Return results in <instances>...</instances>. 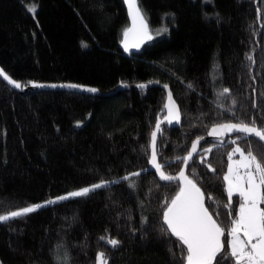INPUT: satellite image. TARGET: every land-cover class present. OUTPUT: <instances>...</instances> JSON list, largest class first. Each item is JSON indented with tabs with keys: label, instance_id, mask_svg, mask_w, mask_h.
I'll return each instance as SVG.
<instances>
[{
	"label": "trees",
	"instance_id": "1",
	"mask_svg": "<svg viewBox=\"0 0 264 264\" xmlns=\"http://www.w3.org/2000/svg\"><path fill=\"white\" fill-rule=\"evenodd\" d=\"M139 6L152 39L127 57L122 0H0V68L22 92L33 83L98 92L23 94L0 80V214L115 181L0 222V264H56L65 253L69 264H95L98 252L108 264H182L186 249L162 230V205L175 197L178 183L161 184L148 169L165 93L119 86H169L181 125L163 128L157 141L167 175L179 173L178 157L214 125L264 126V0H139ZM234 144L258 157L264 152L242 135L203 141L186 171L225 228L221 264H229L221 257L230 254L229 214L240 202L233 196L229 206L223 180ZM134 172L140 175L123 179ZM101 237L120 243L112 247Z\"/></svg>",
	"mask_w": 264,
	"mask_h": 264
},
{
	"label": "snow or ice",
	"instance_id": "2",
	"mask_svg": "<svg viewBox=\"0 0 264 264\" xmlns=\"http://www.w3.org/2000/svg\"><path fill=\"white\" fill-rule=\"evenodd\" d=\"M124 3L128 8V15L132 21V28L126 29L123 33L124 40L122 43L125 51H127L130 35L133 37L131 46L137 48L145 39L151 40L152 35L149 32L145 13L139 6V0H124ZM28 10L35 13L36 8L32 6ZM166 30V28L157 29V32ZM248 58L252 59V57ZM0 77L15 88L19 89L22 87L19 82L11 79L2 69H0ZM32 86L40 87L41 85L33 83ZM52 87H55V85H52ZM65 87L79 88L82 86L71 84L65 85ZM137 87L143 89L146 85L137 84ZM188 87L191 88V85H188ZM164 88L167 89L168 85H164ZM83 90L92 93L97 91L95 88H84ZM228 92L229 89L227 88L223 90L224 94ZM255 106V103H253V107ZM165 108L168 109V117L166 118L168 123L171 124L173 120L179 123L180 113L170 91L168 92ZM160 131L161 127L158 120L155 130L151 133L152 153L149 163L159 174L160 180L179 181V190L176 192L175 197L171 198L170 202L162 205L163 224L167 226L166 229L162 230L170 231L181 242L183 249H186L182 256V264L184 262L186 264H213L214 260L217 264H221V260H217V256L225 249V243L221 239L225 235V228L210 214L204 203V194L196 183L185 175L183 168L180 169L177 176L167 175L162 170V165L157 162L156 145L157 133ZM232 132L242 133L245 138L254 136L260 142H264V126L258 127L254 120L249 123L241 120L237 123L214 125L208 135L219 138ZM199 139H203V137ZM199 139L192 143L191 151L186 156L178 157L184 165H187L193 154L196 153ZM231 142L236 143L235 140ZM206 151H211V149ZM235 153H239L240 159L233 161L232 156ZM228 160V169L223 176V180L226 185L225 191L228 196L229 206L231 207L233 203L234 194H238L240 202L238 209L229 214L232 217L230 228L227 231L230 239L226 243L227 248L230 249V254L226 253L221 259L228 261L229 264L233 260L234 264H264V207H261V205H264V152L258 157L253 153L251 147L247 149L246 153L240 147H236L228 154ZM241 169H243V172ZM139 175V172H134L123 179L129 180L130 176ZM107 183L109 182L101 181L90 188L85 187L81 190L67 193L46 203H55L69 197L86 196L90 191L103 187ZM112 183H115V181ZM129 186L132 187L133 185L130 184ZM42 206L39 204L29 205L15 211H9L7 214H0V222L30 214ZM100 239L106 241L112 247H116L120 243L117 239L105 237ZM56 264H69L67 253L60 257ZM95 264H108V259L104 252L97 253Z\"/></svg>",
	"mask_w": 264,
	"mask_h": 264
},
{
	"label": "water",
	"instance_id": "3",
	"mask_svg": "<svg viewBox=\"0 0 264 264\" xmlns=\"http://www.w3.org/2000/svg\"><path fill=\"white\" fill-rule=\"evenodd\" d=\"M122 2H123V5L125 7L126 14H127V17H128V29H131L132 28V21H131L129 15H128V8H127L126 4L124 3V0H122ZM123 40H124V36L122 38V41ZM132 40H133V37L130 35V37H129V48H128L127 51H125L124 46H123V43L121 41V50L123 51L124 56H127L128 57L130 55H133L134 53L138 52L149 41V40L145 39L142 43H140L139 47L137 48V47L131 46L132 45ZM0 80L7 87H9L10 89H14L18 93H23V94H26L28 91H32V92H42V91L65 92V93H71V94H77V95H90V94L97 95L98 94V92L92 93V92H88V91L83 90L84 88H88V87H83V86L82 87H79V88H69V87H65V85H71V84H37V85H41L40 87H33L32 85H30L28 87V89H25V91L22 92L20 90V88L18 89V88H15L12 85H9L7 83V81H4L3 80L2 77H0ZM52 85H55V87H52ZM150 88H158V89L162 90L165 93V96H166L165 104L167 103V96H168V92L170 91V88L168 86V88L165 89L163 84H159V83H149V84H146V87L143 88V89L138 88L137 86L130 87V86L123 85V86H119L118 90H135V91L143 92V91H147ZM173 100H174V98H173ZM174 102H175V105L178 108L179 113H180V109H179L178 104L176 103L175 100H174ZM165 104H164V110H163L164 117L162 119H159L161 131L157 133L156 145H157L158 138H159V136L162 133L163 128L167 127L169 129H177L181 125V113H180V122L179 123H177L175 120H173V122L171 124L168 123V120L166 119L168 117V109L165 108ZM157 122H156V124H157ZM156 124L154 126L153 131L155 130ZM210 130H211V128L208 130V132ZM208 132H207V135H206L205 139H199V144L197 146V151H198L200 145L203 143V141H210V143H212V144H220L222 141H224L227 138H232V137H236V136H239V135H242L243 136L242 133L232 132V133L225 134L224 136L217 138V137L209 136L208 135ZM250 137L253 138L254 140L258 141L264 147V142H260L258 140V138L254 137V136H250ZM197 140H195V141H197ZM149 149H150V156H149V160H150L151 153H152V148H151V135H150ZM189 151H191V146L189 148ZM197 151H196V153H197ZM196 153L193 154V157L188 161V164L187 165L182 164V167L181 168L184 169L185 175H186L187 168L192 163V161H193ZM149 160H148V169H149L150 172H153L155 174V177L158 180V182H160L161 184H173V183H178L179 184V181H171V182H169V181H162V180H160L159 174L156 172L155 168L149 163ZM177 175H175V176H177Z\"/></svg>",
	"mask_w": 264,
	"mask_h": 264
},
{
	"label": "rangeland",
	"instance_id": "4",
	"mask_svg": "<svg viewBox=\"0 0 264 264\" xmlns=\"http://www.w3.org/2000/svg\"><path fill=\"white\" fill-rule=\"evenodd\" d=\"M30 13H32V12H30ZM32 14H33V13H32ZM236 147H239V146L236 145V144H234L233 147L231 148V150H230L229 153H231V152L233 151V149L236 148ZM239 159H240V155H239V153H235V154H233V156H232V160H233V161H236V160H239ZM228 163H229V160H228V157H227V166H226V172H225V174L227 173ZM241 171L243 172V169H241ZM106 182H109V183H107L105 186L112 184L113 181H106ZM98 183H100V182H97V183H94V184H98ZM94 184H92V185H94ZM92 185H89V186H87V187L90 188ZM105 186H103V187H105ZM84 188H85V187H84ZM100 188H102V187H100ZM225 188H226V185H225ZM81 189H83V188L76 189V190H72V191H69V192H66V193L60 194V195H58V196H55V197L49 198V199H47V200H45V201H42V202H39V203H36V204H33V205H37V204H39V205H43L42 207H40V208L37 209V210H39V209H41V208H44V207L49 206V205H51V204H55V203H58V202H62V201H64V200H59V201H57V202H55V203H50V204H49V203H46L47 201H49V200H54L56 197L63 196V195H66L67 193H70V192H73V191H78V190H81ZM98 189H99V188H98ZM94 190H95V189H94ZM234 196H238V194H234ZM238 197H239V196H238ZM71 198H75V197H69L68 199H71ZM65 200H67V199H65ZM261 207H264V205H261ZM17 210H18V209H17ZM37 210H36V211H37Z\"/></svg>",
	"mask_w": 264,
	"mask_h": 264
}]
</instances>
